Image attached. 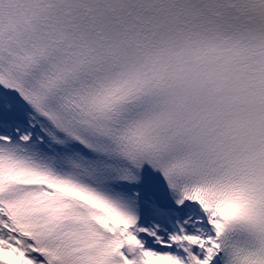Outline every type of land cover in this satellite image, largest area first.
Wrapping results in <instances>:
<instances>
[{
  "label": "snow or ice",
  "instance_id": "6c2138e0",
  "mask_svg": "<svg viewBox=\"0 0 264 264\" xmlns=\"http://www.w3.org/2000/svg\"><path fill=\"white\" fill-rule=\"evenodd\" d=\"M0 264H264V0H0Z\"/></svg>",
  "mask_w": 264,
  "mask_h": 264
}]
</instances>
